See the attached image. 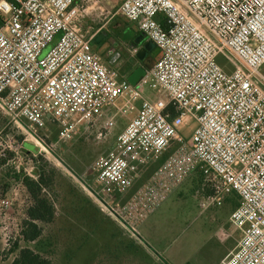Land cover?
I'll return each instance as SVG.
<instances>
[{
	"label": "built area",
	"instance_id": "built-area-1",
	"mask_svg": "<svg viewBox=\"0 0 264 264\" xmlns=\"http://www.w3.org/2000/svg\"><path fill=\"white\" fill-rule=\"evenodd\" d=\"M118 13L158 51L135 85L91 49L101 28L83 27L86 8L75 0H0V117L50 154L49 126L65 146L103 118L101 131L111 129L107 112L122 100L117 112L133 116L91 166L86 192L107 210L106 199L131 188L174 144L143 197L154 207L200 172L212 189L202 210L230 193L239 198L226 234L238 239L219 264H264V0H122ZM145 90L163 98L151 101ZM190 118L185 138L179 129ZM7 138L0 156L20 148ZM10 205L0 199V209ZM127 209L108 212L122 221Z\"/></svg>",
	"mask_w": 264,
	"mask_h": 264
},
{
	"label": "rangeland",
	"instance_id": "rangeland-1",
	"mask_svg": "<svg viewBox=\"0 0 264 264\" xmlns=\"http://www.w3.org/2000/svg\"><path fill=\"white\" fill-rule=\"evenodd\" d=\"M120 3L121 0H84L82 3L76 0L78 6L89 8L83 27L90 26L93 31L102 27L97 36L104 32L108 47L119 54L110 67L123 75L138 62L136 55L131 53L136 48L130 41L135 34L131 29L133 23L119 15ZM92 46L101 47L95 42ZM97 52L101 53L100 50ZM155 58L156 54L148 57L144 65L150 68ZM216 62L223 64L220 57ZM143 96L151 101L163 98L150 90H145ZM121 105L122 100H117L109 110L114 120L111 129L101 131L105 122L103 118L102 124L90 128L65 146L57 144L56 127L49 126L48 134L45 131L48 135L45 143L53 146L48 150L50 154L43 151L33 153L32 147L35 146L27 143L25 147L23 135L0 117V152L8 144L10 134L13 144L20 146L16 153L6 148L4 155L0 156V199L11 201L8 209H0V264L11 263L15 253L7 254L9 247L5 243L9 241L11 246L16 240L20 248L27 247L41 253L50 259L51 264H219L226 249L236 244L238 235H226L227 217L233 209H229V198L233 193L227 195L220 205L202 210L199 204L205 200V188H211V184L206 178L204 184L201 183L200 172L187 177L154 207L143 197L144 186L151 183V175L139 182L146 171L122 195L106 199L107 210L86 192L81 183L90 178L91 166L98 156L113 147L118 133L133 116L118 113L117 108ZM194 127L190 118L179 132L189 138ZM99 131L103 136L98 139ZM37 157L56 172L53 194L50 195L56 214L51 224L42 225L43 234L37 243H24L19 239V231L30 200L12 174L19 172L35 179L33 160ZM124 206L131 210L123 213L122 221L108 212Z\"/></svg>",
	"mask_w": 264,
	"mask_h": 264
},
{
	"label": "trees",
	"instance_id": "trees-1",
	"mask_svg": "<svg viewBox=\"0 0 264 264\" xmlns=\"http://www.w3.org/2000/svg\"><path fill=\"white\" fill-rule=\"evenodd\" d=\"M139 35H141V33L137 32L136 35L131 37L130 41L133 43L135 38ZM157 52V49L154 47L147 53L146 57L152 58L155 54L157 56ZM146 57L143 61L136 58L138 64L142 65L145 69H147L146 65H144ZM171 115H174L172 110ZM52 136L54 137V134ZM27 146L28 144H25V147ZM174 147V144L171 145L163 157L149 165L146 168V172L143 176L144 178L139 182L146 180V178H148L161 165L165 157L174 150ZM27 150L30 151V149ZM33 161L35 167L33 172L36 177L35 179L19 172H13L12 174L13 179L19 182L25 189L30 200V204L25 210L26 218L21 222L19 231V239L24 243H37L43 234L42 225L51 224L56 214L53 200L50 197V195L53 194V181L56 172L40 157L34 158ZM204 180L205 177L201 174L202 184H204ZM136 186H139V184L137 183ZM204 193L205 196L211 195L212 189L205 188ZM229 199V209L233 208V211L239 204V198L236 193H233ZM6 253H15L10 264H51L50 259L41 253L27 247L20 248L18 240L14 241L11 246H9Z\"/></svg>",
	"mask_w": 264,
	"mask_h": 264
},
{
	"label": "crops",
	"instance_id": "crops-1",
	"mask_svg": "<svg viewBox=\"0 0 264 264\" xmlns=\"http://www.w3.org/2000/svg\"><path fill=\"white\" fill-rule=\"evenodd\" d=\"M80 0H78V2H79ZM89 1V0H88ZM121 2H122V0H121ZM75 3H76V1H75ZM86 8V10H88L89 8L88 7H85ZM102 28V27H101ZM131 29H133V31L135 32V34L134 35H136V33L137 32H139L138 30H137V28H136V26L133 24V26L131 27ZM101 30V29H100ZM99 30V31H100ZM98 31V32H99ZM98 32H97V34H98ZM97 34L95 35V37H94V39L92 40V42H91V49L94 51V52H96V53H99V52H97V50H100V52L101 53H99L102 57H103V59L106 61V62H109L110 63V65H111V62H113L114 60H116V58H117V56L119 55L117 52H116V50L115 49H113V48H109L108 47V45H107V43H106V41L104 40V38H105V34H104V32H102L101 33V35H98L97 36ZM145 38V37H144ZM96 40H98V42H96ZM147 40H143L142 39V41L139 43V44H134V42H133V44L136 46V48L139 50L142 46H143V44L146 42ZM98 43L99 44V46H101V47H99V48H95V47H93L92 46V44L93 43ZM102 44V45H101ZM116 52V53H115ZM105 54V55H104ZM111 55V56H110ZM147 56V55H146ZM157 56H158V52H157ZM157 56H156V58H157ZM148 57H146V59H147ZM156 58H155V60H156ZM145 59V60H146ZM140 66H142V65H140V64H137V65H134V66H132L125 74H120V76L122 77V78H125L126 80H127V77L137 68V67H140ZM143 67V66H142ZM148 69V68H147ZM146 69V70H147ZM111 114V111H109V112H107V115L108 114ZM122 131V130H121ZM120 133V132H119ZM118 133V134H119ZM25 144H27V143H25ZM24 144V145H25ZM229 217V216H228ZM228 217H227V219H228ZM228 221V220H227ZM217 235H218V232H217ZM219 238V237H218ZM220 239V238H219ZM237 239H238V237H237ZM235 246V245H234ZM234 246L231 244V246L228 248V249H226V251L223 253V255L220 257V258H223L231 249H233L234 248Z\"/></svg>",
	"mask_w": 264,
	"mask_h": 264
},
{
	"label": "water",
	"instance_id": "water-1",
	"mask_svg": "<svg viewBox=\"0 0 264 264\" xmlns=\"http://www.w3.org/2000/svg\"><path fill=\"white\" fill-rule=\"evenodd\" d=\"M76 1V0H75ZM144 38L143 34L137 36L134 40V44H139L142 39ZM96 42H98V40H96ZM154 48V45L150 42V41H146L143 46L137 51L136 53V58L140 61H143L144 58L146 57L147 53ZM146 72V69L142 66L137 67L128 77H127V81L129 84L131 85H135L136 82L142 77L144 76ZM30 144V143H28ZM33 153H37V148L36 147H32Z\"/></svg>",
	"mask_w": 264,
	"mask_h": 264
}]
</instances>
